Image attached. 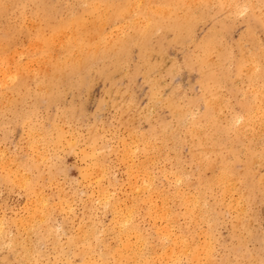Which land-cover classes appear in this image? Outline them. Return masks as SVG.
Segmentation results:
<instances>
[{
    "label": "rangeland",
    "instance_id": "obj_1",
    "mask_svg": "<svg viewBox=\"0 0 264 264\" xmlns=\"http://www.w3.org/2000/svg\"><path fill=\"white\" fill-rule=\"evenodd\" d=\"M98 1L0 0V264H80L87 246L96 262L107 257L111 264L120 228L130 244L147 243L150 256L164 226L172 233L185 226L179 196L216 174L222 157L240 178L231 179V193L214 187L206 195L207 217L197 220L202 234L193 236L209 240L216 263L264 264V0H106L121 6L111 21L105 16L114 8L103 19ZM74 18L85 24L77 27ZM148 19L154 23L142 32ZM73 31L92 44L103 36L112 47L102 42L103 56L66 71L50 89L49 65ZM256 96L258 111L249 106ZM206 101L215 127L205 125ZM252 110L251 125L242 126ZM197 133L226 138L211 153L196 144ZM253 152L260 163L245 169ZM164 206L170 218L159 217Z\"/></svg>",
    "mask_w": 264,
    "mask_h": 264
},
{
    "label": "bare ground",
    "instance_id": "obj_2",
    "mask_svg": "<svg viewBox=\"0 0 264 264\" xmlns=\"http://www.w3.org/2000/svg\"><path fill=\"white\" fill-rule=\"evenodd\" d=\"M9 1V0H8ZM95 1H97V0H95ZM127 1V0H126ZM60 2V1H59ZM142 2V1H141ZM159 2V1H158ZM254 2V1H253ZM11 3H13L12 1H11ZM42 3H44V1L42 2ZM92 4H93V2H91ZM110 3V2H109ZM169 3V2H168ZM173 3H175V1L173 2ZM181 3V2H180ZM46 4V3H45ZM118 4V3H117ZM116 4V2L114 3H111V4H108V2L106 1V0H101V1H98L97 3H96V5H95V7H94V10L96 9V10H98L99 8L102 10V12L100 11V12H97V14H98V16L99 17H104V15H106L107 14V12H108V8L110 7V8H114L113 10H112V12L111 13H109V14H107L106 16H105V18L109 21H111V20H114V19H116V16H117V13L119 12V10H117V8L116 7H118V6H120V5H117ZM211 4V3H210ZM249 4V3H248ZM261 4V3H260ZM2 5V4H1ZM9 5V4H8ZM101 5L103 6V8L101 7ZM142 5H144V4H142ZM173 5V4H172ZM171 5V6H172ZM198 5V4H197ZM21 6V5H20ZM59 6V5H58ZM71 6V5H70ZM85 6V5H84ZM156 6H157V4H156ZM165 6H167V5H165ZM164 6V7H165ZM174 6V5H173ZM172 6V7H173ZM191 6H193V5H191ZM75 7V6H74ZM137 7V6H136ZM141 7V6H140ZM159 6H157V8H158ZM214 7V6H213ZM220 7V6H219ZM36 8V7H35ZM34 8V9H35ZM39 8V7H38ZM120 8H121V6H120ZM150 8V7H149ZM162 8V7H161ZM161 8H159V9H161ZM169 8V7H168ZM168 8H166L167 10H168ZM223 8V7H222ZM4 9V8H3ZM21 9H22V7H21ZM33 9V10H34ZM119 9V8H118ZM203 9V8H202ZM213 9V8H212ZM170 10H172V9H170ZM234 10V9H233ZM232 10V11H233ZM255 10V9H254ZM260 10V9H259ZM44 11V10H43ZM110 11V10H109ZM128 11H129V9H128ZM155 11V10H154ZM159 11V10H158ZM162 11H166V10H162ZM241 11V10H240ZM258 11V10H257ZM96 12V11H95ZM160 12V11H159ZM163 12V13H164ZM175 12V11H174ZM236 12V11H235ZM28 13V12H27ZM166 13V12H165ZM56 14V13H55ZM59 14V13H58ZM242 14V13H241ZM35 15V14H34ZM39 15H41V14H39ZM50 15V14H49ZM60 15V14H59ZM71 15V14H70ZM74 15V14H73ZM78 15V14H77ZM130 15V14H129ZM143 15V14H142ZM164 15V14H163ZM168 15V14H167ZM243 15V14H242ZM258 15V14H257ZM37 16V15H36ZM42 16H44V15H42ZM47 16V15H46ZM138 16V15H137ZM137 16H136V18H137ZM156 16V15H155ZM159 16H161V15H159ZM201 16V15H200ZM219 16V15H218ZM226 16V15H225ZM96 17H97V15H96ZM158 17V16H157ZM165 17V16H164ZM227 17V16H226ZM38 18V17H37ZM58 18V17H57ZM61 18V17H60ZM81 18V17H80ZM88 18V17H87ZM139 18V17H138ZM167 18H169V17H167ZM230 18V17H229ZM5 19V18H4ZM97 19V18H96ZM104 19V18H103ZM143 19V18H142ZM154 19V18H153ZM165 19H166V17H165ZM63 20V19H62ZM118 20V19H117ZM127 20V19H126ZM139 20V19H138ZM157 20V19H156ZM169 20V19H168ZM214 20V19H213ZM232 20V19H231ZM4 21V20H3ZM29 21V20H28ZM97 21H98V19H97ZM106 21V20H105ZM177 21V20H176ZM179 21V20H178ZM206 21V20H205ZM74 22H76V23H78V25L79 24H81L82 23V21L81 20H79V19H77V18H74ZM90 22V21H89ZM93 22V21H92ZM138 22V21H137ZM162 22V21H161ZM167 22V21H166ZM199 22H201V21H199ZM262 22H264V21H262ZM34 23V22H33ZM67 22H65V24H66ZM70 22L68 21V25H70L71 23H72V20H71V23L69 24ZM84 23V22H83ZM82 23V24H83ZM88 23V22H87ZM142 23V22H141ZM145 23V22H144ZM151 23H152V21H151V19H148L147 20V23H145V28L142 30V32H144V30L145 29H147L148 27H150V26H152L151 25ZM154 23V22H153ZM152 23V24H153ZM164 23V22H163ZM162 23V24H163ZM181 22H179V23H176L175 22V25L177 24V26H180L179 24H180ZM190 23H192V22H190ZM197 23V22H196ZM31 24V23H30ZM48 24V23H47ZM56 24H57V22H56ZM62 24V23H61ZM85 24V23H84ZM83 24V25H84ZM89 24V23H88ZM134 24V23H133ZM138 24V23H137ZM136 24V25H137ZM186 24V23H185ZM64 25V24H63ZM82 25V26H83ZM155 25V24H154ZM158 25V24H157ZM182 25V24H181ZM34 26V25H33ZM43 26V25H42ZM162 26V25H161ZM170 26V25H169ZM174 26V25H173ZM172 26V27H173ZM20 27V26H19ZM22 27V26H21ZM71 27V26H70ZM69 27V28H70ZM75 27V26H74ZM74 27H73V29H74ZM77 27H80V25L79 26H77ZM96 27H98V26H96ZM95 27V28H96ZM117 27V26H116ZM139 27V26H138ZM156 27V26H155ZM191 27V26H190ZM34 28H35V26H34ZM57 28V27H56ZM83 28V27H82ZM85 28V27H84ZM93 28V27H92ZM94 28V29H95ZM133 28H134V26H133ZM37 29V28H36ZM44 29V28H43ZM71 29H72V27H71ZM72 29V30H73ZM86 29V28H85ZM84 29V30H85ZM102 29V28H101ZM101 29H99V30H101ZM142 29V28H141ZM171 29V28H170ZM191 29V28H190ZM75 30V29H74ZM81 30L82 29H80V33H81ZM97 30V29H96ZM137 30V29H136ZM139 30V29H138ZM164 30V29H163ZM186 30V29H185ZM247 30V29H246ZM16 31V30H15ZM28 31V30H27ZM50 31H53V30H50ZM68 31V30H67ZM66 31V32H67ZM76 32L77 31H79V30H75ZM83 31V30H82ZM88 31H91L90 30V28H89V30ZM120 31V30H119ZM126 31V30H125ZM155 31V30H154ZM166 31V30H165ZM55 32V31H54ZM86 32V31H85ZM85 32H82V33H85ZM94 32V31H93ZM92 32V33H93ZM97 32V34L100 32V33H102V30L101 31H96ZM108 32V31H107ZM137 32V31H136ZM172 32V31H171ZM178 32V31H177ZM43 33V32H42ZM79 33V34H80ZM113 33V32H112ZM133 33V32H132ZM179 33V32H178ZM37 34V33H36ZM51 34V33H50ZM70 34V33H69ZM72 34V35H71ZM70 35L71 36H73L74 37V39H73V41H70V44L69 45H66V49H63V53H61L62 54V56L61 57H56L52 62L53 63H51L50 65H49V69L51 68V71H48L47 73H49L50 72V76L47 78V80H46V82H47V87L49 86V88L50 89H54V87L57 85V82H58V78H60L62 75H63V73H65L66 71H74V72H77L79 69H81V68H84L85 66L87 67V65L90 63V62H92L93 60H97L98 59V57L100 56V54H102V56H103V54L105 53V51L104 50H101L99 47L101 46L102 47V45H101V43L103 42V40L105 39H103V36H100L99 34V38H98V40H100V44H98V43H93L92 44V42L91 43H89V40L87 39V41L88 42H86V41H81V40H79V34L77 35L74 31H73V33H71ZM91 34V33H90ZM116 34H118L117 32H116ZM121 34V33H120ZM128 34H129V32H128ZM131 34V33H130ZM134 34V33H133ZM140 34H142L141 32H140ZM61 35V34H60ZM83 35V34H82ZM81 35V36H82ZM123 35V34H122ZM181 35V34H180ZM216 35H218V34H216ZM257 35V34H256ZM89 37H90V35H88ZM87 36V37H88ZM94 36H96L95 34H94ZM115 36V35H114ZM14 37V36H13ZM29 37V36H28ZM34 37H35V34H34ZM53 37V36H52ZM130 38H131V36H129ZM128 37V38H129ZM146 37V36H145ZM243 37V36H242ZM40 38V37H39ZM60 38V37H59ZM92 38H93V36H92ZM107 38V37H106ZM189 38H190V36H189ZM8 39V38H7ZM58 39V38H57ZM81 39H84V37H81ZM85 39V40H86ZM96 39V38H95ZM94 39V40H95ZM101 39H103V40H101ZM147 39V38H146ZM3 40V39H2ZM10 40H11V38H10ZM41 40H42V38H41ZM49 40H51V39H49ZM54 40V39H53ZM124 40V39H123ZM126 40V39H125ZM202 40V39H201ZM200 40V41H201ZM207 40V39H206ZM255 40H257V39H255ZM46 41V40H45ZM97 41V40H96ZM95 41V42H96ZM105 41V40H104ZM120 41V40H119ZM149 41V40H148ZM192 41V40H191ZM231 41V40H230ZM42 42H43V40H42ZM67 42V41H66ZM124 42V41H123ZM126 42V41H125ZM144 42V41H143ZM72 43V44H71ZM104 43H107V41L106 42H103V47L105 48H111V47H108L107 46V44H104ZM183 43V42H182ZM203 43V42H202ZM201 43V44H202ZM228 43V42H227ZM43 44V43H42ZM45 44H46V42H45ZM63 45L65 44V43H62ZM68 44V43H67ZM140 44V43H139ZM176 44V43H175ZM1 45H3L2 43H1ZM7 45V44H6ZM37 45V44H36ZM40 45V44H39ZM46 45H48V44H46ZM61 45V44H60ZM111 45V44H110ZM130 45V44H129ZM137 45V44H136ZM208 45V44H207ZM226 46V45H225ZM243 46V45H242ZM259 46V45H258ZM4 47V46H3ZM37 47V46H36ZM102 47V48H103ZM206 47V46H205ZM204 47V48H205ZM249 47V46H248ZM31 48V47H30ZM106 48H105V50H106ZM120 48V47H119ZM214 48V47H213ZM230 48V47H229ZM7 49V48H6ZM207 49V48H206ZM216 49V48H215ZM17 50V49H16ZM21 50V49H20ZM27 50V49H26ZM46 50V49H45ZM144 50V49H143ZM3 51V50H2ZM33 51V50H32ZM130 51V50H129ZM201 51V50H200ZM237 51V50H236ZM242 51H243V49H242ZM241 51V52H242ZM12 52V51H11ZM19 52V51H18ZM49 52V51H48ZM111 52V51H110ZM113 52H116L115 50L113 51ZM248 52V51H247ZM14 53V52H13ZM27 53V52H26ZM55 53V52H54ZM58 53V52H57ZM60 53H59V55H60ZM253 53V52H252ZM14 54H16V53H14ZM19 55H21V54H19ZM260 55V54H259ZM18 56V55H17ZM39 56V55H38ZM41 56V55H40ZM55 56V55H54ZM226 56V55H225ZM256 56H257V54H256ZM259 57V56H258ZM15 58V57H14ZM101 58V57H100ZM119 58V57H118ZM163 58V57H162ZM255 58V57H254ZM38 59V58H37ZM199 59V58H198ZM11 60V59H10ZM17 60V59H16ZM103 60V59H102ZM143 60V59H142ZM203 60V59H202ZM254 60V59H253ZM13 61H15V60H13ZM30 61V60H29ZM113 61V60H112ZM205 61V60H204ZM230 61V60H229ZM31 62V61H30ZM49 62V61H48ZM122 62V61H121ZM213 62H215V61H213ZM221 62V61H220ZM38 63V62H37ZM206 63V62H205ZM15 64V63H14ZM152 64V63H151ZM10 65V64H9ZM26 65V64H25ZM29 65V64H28ZM145 65V64H144ZM23 66V65H22ZM21 66V67H22ZM105 66V65H104ZM161 66V65H160ZM217 66V65H216ZM223 66V65H222ZM20 67V66H19ZM27 67V66H26ZM209 67V66H208ZM245 67V66H244ZM17 68V67H16ZM227 68V67H226ZM121 69V68H120ZM14 70H16V69H14ZM32 70V69H31ZM43 70V69H42ZM179 70V69H178ZM208 70V69H207ZM211 70V69H210ZM253 70V69H252ZM257 70V69H256ZM17 71H18V69H17ZM33 71V70H32ZM31 71V72H32ZM145 71V70H144ZM5 72V71H4ZM10 72V71H9ZM81 72V71H80ZM80 72H78V73H80ZM121 72V71H120ZM127 72V71H126ZM125 72V73H126ZM164 72V71H163ZM241 72V71H240ZM20 73V72H19ZM248 73V72H247ZM0 74H2V72L0 73ZM10 74V73H9ZM177 74V73H176ZM231 74V73H230ZM253 74V73H252ZM2 75H5V74H2ZM16 75H18L17 73H16ZM15 75V76H16ZM41 75V74H40ZM76 75V74H75ZM6 76V75H5ZM12 76V75H11ZM10 76V77H11ZM21 76V75H20ZM25 76V75H24ZM146 76H148V75H146ZM230 76V75H229ZM251 76V75H250ZM30 77V76H29ZM43 77H44V75H43ZM47 77V76H46ZM46 77H45V79H46ZM204 77V76H203ZM1 78H2V76H1ZM5 78V77H4ZM40 78V77H39ZM33 79V78H32ZM143 79H144V77H143ZM209 79H210V77H209ZM225 79V78H224ZM249 80H250V78H248ZM247 79V80H248ZM30 80V79H29ZM43 80V79H42ZM117 80V79H116ZM132 80V79H131ZM146 80V79H145ZM242 81H243V79H242ZM256 81V80H255ZM40 82V81H39ZM43 82V81H42ZM224 82V81H223ZM22 83V82H21ZM162 83V82H161ZM220 83V82H219ZM242 83V82H241ZM42 84V83H41ZM43 84H45V83H43ZM42 84V85H43ZM85 84V83H84ZM240 84V83H239ZM4 86V85H3ZM24 86V85H23ZM41 86V85H40ZM39 86V87H40ZM155 86V85H154ZM38 87V88H39ZM148 87V86H147ZM147 87H145V88H147ZM160 87V86H159ZM241 87V86H240ZM262 87V86H261ZM45 88V87H44ZM89 88V87H88ZM121 88V87H120ZM207 88H208V86H207ZM206 88V91H208L209 89H207ZM247 88V87H246ZM46 89V88H45ZM45 89H44V91H45ZM154 89V88H153ZM5 90V89H4ZM108 90V89H107ZM112 90V89H111ZM203 90V89H202ZM10 91V90H9ZM205 91V92H206ZM240 91V90H239ZM127 92V91H126ZM209 92H211V91H209ZM45 93V92H44ZM104 93V92H103ZM255 93V92H254ZM209 94V93H208ZM45 95V94H44ZM177 95V94H176ZM196 95V94H195ZM257 95H259V93L257 94ZM10 96V95H9ZM18 96H20V95H18ZM171 96V95H170ZM262 96H264V92H262L261 94H260V98L262 97ZM54 97V96H53ZM127 97V96H126ZM168 97V96H167ZM4 98H5V96H4ZM236 98V97H235ZM256 99H258L259 97H255ZM54 99V98H53ZM254 99V98H253ZM5 100V99H4ZM153 100V99H152ZM158 100V99H157ZM179 100V99H178ZM206 100H207V98H206ZM259 100V101H258ZM257 101L256 100H254V102L250 105L249 104V106L251 107V108H253V109H257V108H260L261 107V105H260V99H258ZM17 101V100H16ZM30 101V100H29ZM132 100H130V102H131ZM163 101V100H162ZM23 102V101H22ZM160 102V101H159ZM205 102V101H204ZM249 102V101H248ZM45 103V102H44ZM102 103V102H101ZM164 103V102H163ZM9 104V103H8ZM18 105V104H17ZM153 105V104H152ZM206 107H212L213 106V104L211 103V102H208V101H206ZM227 105V104H226ZM1 106V105H0ZM53 106V105H52ZM116 106V105H115ZM139 106V105H138ZM260 106V107H259ZM6 107V106H5ZM108 107V106H107ZM131 107V106H130ZM159 107V106H158ZM170 107V106H169ZM175 107V106H174ZM209 107V108H210ZM151 108V107H150ZM209 108H207V111L205 110V112H204V120H205V125H210L211 127H215V126H217V124L215 125V117L213 116V112H212V110H211V108L209 109ZM247 108V107H246ZM154 109V108H153ZM156 109V108H155ZM174 110H173V112H177L175 109L176 108H173ZM13 110V109H12ZM152 110V109H151ZM179 110V109H178ZM262 110H264V109H262ZM238 111V110H237ZM257 111H258V109H257ZM257 111H256V113H257ZM261 111V110H260ZM21 112V111H20ZM122 112V111H121ZM149 112V111H148ZM167 112V111H166ZM252 112H253V110L252 111H246V116H245V119L243 120V122H242V126H247V125H251L250 124V122H251V114H252ZM23 113V112H22ZM262 113V112H261ZM128 114V113H127ZM126 114V115H127ZM151 114V113H150ZM181 114V113H180ZM236 114V113H235ZM143 115V114H142ZM195 115V114H194ZM254 115V114H253ZM252 115V116H253ZM14 116V115H13ZM131 116V115H130ZM164 116V115H163ZM192 116V115H191ZM261 116V115H260ZM125 117V116H124ZM129 117V116H128ZM231 117V116H230ZM236 117V116H235ZM238 117V116H237ZM151 118V117H150ZM169 118V117H168ZM217 118V117H216ZM234 118V117H233ZM241 118V117H240ZM239 118V119H240ZM262 118H264V117H262L261 116V119ZM123 119V118H122ZM128 119V118H127ZM157 119V118H156ZM231 119V118H230ZM254 119V118H253ZM124 120H125V118H124ZM176 120V119H175ZM187 120V119H186ZM197 120V119H196ZM199 120V119H198ZM204 120H202V121H204ZM259 120V119H258ZM118 121V120H117ZM140 121V120H139ZM237 121V120H236ZM32 122V121H31ZM120 122V121H119ZM127 122H129V121H127ZM127 122H126V124H127ZM181 122V121H180ZM258 122V121H257ZM118 123V122H117ZM118 124H120V123H118ZM132 124V123H131ZM200 124H201V122H200ZM25 125V124H24ZM33 125H34V123H33ZM192 125V124H191ZM232 125V124H231ZM127 126V125H126ZM202 126H203V124H202ZM224 126V125H223ZM261 125H259V127H260ZM205 127V126H204ZM238 127V126H237ZM247 127H249V126H247ZM258 127V128H259ZM130 128V127H129ZM161 128V127H160ZM164 128V127H163ZM174 128V127H173ZM218 128V127H217ZM222 128V127H221ZM243 128V127H242ZM253 128V127H252ZM209 129H210V127H209ZM223 129V128H222ZM240 128H238V130H239ZM251 129V128H250ZM261 129H264V127H262ZM60 130V129H59ZM131 130V129H130ZM198 130V129H197ZM241 130V129H240ZM252 130V129H251ZM7 131V130H6ZM196 131V130H195ZM211 131V130H210ZM213 131V130H212ZM242 131V130H241ZM257 131H258V129H257ZM262 131H264V130H262ZM261 130L260 131H258L259 133L260 132H262ZM24 132V131H23ZM202 132V131H201ZM205 132H206V128H205ZM248 132V131H247ZM254 132V131H253ZM103 133V132H102ZM127 133V132H126ZM208 133V132H207ZM215 133V132H214ZM234 133V132H233ZM255 133H256V131H255ZM255 133H253V135L255 134ZM259 133H258V135H259ZM251 134V133H250ZM250 134L248 135V136H250ZM67 135V134H66ZM262 135H264V134H262ZM40 136V135H39ZM38 136V137H39ZM164 136H166V135H164ZM217 136V135H216ZM225 135H223L222 133H218V136H217V139L216 140H214V137L212 136V134H206V133H204V134H198L197 133V136H196V144L197 145H200V148L202 147V150H207V151H209V152H211V153H217V151H218V149H217V147L218 146H221L222 144H223V142L225 141V138L226 137H224ZM241 136H243V134L241 135ZM256 137H258L257 136V133H256V135H255ZM254 136V137H255ZM30 137V136H29ZM94 137V136H93ZM128 137V136H127ZM244 137V136H243ZM253 137V136H252ZM260 137V136H259ZM66 138V137H65ZM69 138V137H68ZM131 138V137H130ZM133 138H135L134 136H133ZM187 138V137H186ZM241 138V137H240ZM262 138H264V137H262ZM262 138H260V139H262ZM40 139V138H39ZM164 139H165V137H164ZM23 140V139H22ZM21 140V141H22ZM47 140V139H46ZM67 140H69V139H67ZM73 140H74V138H73ZM92 141V140H91ZM140 141V140H139ZM257 141V140H256ZM67 142V141H66ZM123 142H124V140H123ZM212 142H213V144H212ZM242 142H243V139H242ZM149 143V142H148ZM207 143H208V147H207ZM244 143V142H243ZM260 144V143H259ZM259 144H258V146H259ZM41 145V144H40ZM103 145H104V143H103ZM160 145V144H159ZM261 145V144H260ZM130 146V145H129ZM257 146V147H258ZM9 147V146H8ZM96 147V146H95ZM255 147V146H254ZM72 148V147H71ZM101 148H104L105 149V147L104 146H102ZM127 148H129V147H127ZM134 148V147H133ZM162 148V147H161ZM199 148V147H198ZM204 148V149H203ZM98 149H100V147H98ZM107 149V148H106ZM132 149V148H131ZM130 148H129V150H131ZM229 149V148H228ZM248 149V148H247ZM258 149V148H257ZM262 149V148H261ZM114 150H115V148H114ZM133 150V149H132ZM217 150V151H216ZM32 151V150H31ZM90 151H92V149L90 150ZM99 151H103V149L101 150H99ZM236 151V150H235ZM242 151V150H241ZM246 151H248V150H246ZM34 152V151H33ZM79 152V151H78ZM85 152V151H84ZM107 152H108V150H107ZM180 152V151H179ZM206 152V151H205ZM39 153V152H38ZM37 153V154H38ZM92 153V152H91ZM96 153H97V151H96ZM259 153V152H258ZM93 154V153H92ZM91 154V155H92ZM104 154H106L107 155V153H104ZM104 154H102V155H104ZM54 155V154H53ZM125 155H127V154H125ZM143 155V154H142ZM87 156V155H86ZM94 156H97V155H95L94 154ZM236 156V155H235ZM205 157H206V155H205ZM233 157V156H232ZM95 158H97V157H95ZM104 159V158H103ZM6 160V159H5ZM150 160V159H149ZM199 160H200V157H199ZM262 160V159H261ZM11 162V161H10ZM91 162H92V160H91ZM187 162V161H186ZM260 163V161L259 160H257V158H255V154H254V152H253V154H250V157H246V163H243L244 164V166H245V169H246V167H251L254 163ZM38 163V162H37ZM46 163V162H45ZM214 163V162H213ZM218 163H219V167H218V172L216 173V174H212L209 178H200L201 180H199V184L198 185H196V187H197V189L195 190V192L194 193H192L191 192V194H189V195H185V194H181L182 193V191H180L181 193V195L179 196V198H180V202H181V206H183V214H184V217H185V219L187 220L186 221V223H185V226H178V230H177V232H171L170 231V228L169 229H167L168 227L167 226H164L163 227V229L159 232L160 234H159V236H158V238H160V244L157 246V247H150L149 249H150V256L148 255V256H145V254L146 253H144L143 251L145 250V249H147V247H146V244L147 243H145V244H143L140 240L141 239H139V241L142 243V245L140 246V245H135V244H130V242L131 241H126L125 240V238H126V236H124L123 234H124V229L123 228H120V232H118V233H120L119 235H121L120 237V239H121V246H120V248L121 249H113V251H112V259H111V264H181V262H180V260L181 259H184V261L187 263V264H233L232 263V261L231 260H229V259H227V258H222V260L219 262V263H216V261H215V258H214V253H213V251H212V247L210 246V244H209V240H207L206 238L204 239V237L202 238V239H200V240H202V242H200V240H199V238H198V236H197V238H194V234L195 233H197V235H199V233H200V236H201V231L200 230H198V227H197V220H198V218H206L207 216V214L205 215V210H204V208H205V201H206V195L214 188V187H217L218 189H219V191H220V193H222V195H224V194H227L228 192L229 193H231V189H232V187H233V182L231 181V179H233L235 176V178H240L239 177V173L237 172H235L234 171V169H233V166L232 165H230V163L228 162V161H226V160H224V158L222 157V158H219L218 159ZM49 164H50V162H49ZM203 164V163H202ZM201 164V165H202ZM47 165V164H46ZM200 165V166H201ZM207 165V164H206ZM214 165V164H213ZM3 166V165H2ZM1 166V167H2ZM182 166V165H181ZM244 166H243V168H244ZM52 167V166H51ZM140 167V166H139ZM242 167V166H241ZM96 169H97V166L95 167ZM99 168V167H98ZM164 168V167H163ZM9 169V168H8ZM27 169V168H26ZM1 170V169H0ZM24 170V169H23ZM57 170V169H56ZM92 170V169H91ZM148 170V169H147ZM45 171V170H44ZM98 171V170H97ZM23 172V171H22ZM61 172V171H60ZM99 172H100V169H99ZM103 172V171H102ZM252 172V171H251ZM90 173V172H89ZM139 173V172H138ZM148 173V172H147ZM249 172H244V174L247 176V174H248ZM20 174V173H19ZM54 174V173H53ZM100 174H102V173H100ZM137 174V173H136ZM15 175V174H14ZM22 175V174H21ZM91 175V174H90ZM97 175V174H96ZM173 175V174H172ZM205 175V174H204ZM59 176V175H58ZM188 176V175H187ZM31 177V176H30ZM133 177V176H132ZM139 177V176H138ZM177 177V176H176ZM179 177H180V175H179ZM192 177V176H191ZM21 178V177H20ZM145 178V177H144ZM19 179V178H18ZM22 179V178H21ZM135 179V178H134ZM134 179H133V181H134ZM140 180H142V179H140ZM148 180V179H147ZM11 181H12V179H11ZM174 181H175V178H174ZM183 181V180H182ZM37 182V181H36ZM23 183V182H22ZM134 183H135V181H134ZM260 182H258V184H259ZM16 184V183H15ZM105 184V183H104ZM143 184V183H142ZM157 184V183H156ZM247 184V183H246ZM136 185V184H135ZM243 186H246V185H242L241 186V190H242V188H243ZM135 188H136V186H134ZM139 187V186H138ZM58 188V187H57ZM104 188V187H103ZM54 190V189H53ZM92 190V189H91ZM187 190V189H186ZM231 190V191H230ZM134 191V190H133ZM218 191V192H219ZM28 192V191H27ZM217 192V193H218ZM34 193V192H33ZM107 193V192H106ZM159 193V192H158ZM38 194V193H37ZM167 195V194H166ZM213 195V194H212ZM93 197V196H92ZM105 197V196H104ZM235 197V196H234ZM37 198H40V197H37ZM163 198V197H162ZM33 199V198H32ZM141 199V198H140ZM241 199V198H240ZM102 200V199H101ZM104 200V199H103ZM209 200V199H208ZM217 200V199H216ZM225 201V200H224ZM245 201H247V199H245ZM33 202V201H32ZM131 202V201H130ZM252 202V201H251ZM89 203V202H88ZM179 203V202H178ZM61 204V203H60ZM60 204H59V206H60ZM232 204V203H231ZM114 205V204H113ZM39 206V205H38ZM141 206V205H140ZM171 206V205H170ZM37 207V206H36ZM106 207V206H105ZM151 207V206H150ZM154 207V206H153ZM167 207V206H166ZM163 208V209H162ZM161 209V213L158 215L159 217H163V219L165 218L166 219V217L168 218L169 217V210H167V208H165V206L164 207H162ZM33 209V208H32ZM206 209V208H205ZM240 210L239 211H241V210H243V209H241V208H239ZM41 210V209H40ZM34 211V210H33ZM86 211V210H85ZM108 211V210H107ZM36 212V211H35ZM41 212V211H40ZM32 213V212H31ZM87 213H89V212H87ZM148 213H151V212H148ZM178 213V212H177ZM40 214V213H39ZM112 214V213H111ZM243 214H244V212H243ZM33 215V214H32ZM79 215V214H78ZM123 215V214H122ZM143 215V214H142ZM25 216V215H24ZM30 216V215H29ZM38 216H40V215H38ZM128 216V215H127ZM125 217V216H124ZM236 217V216H235ZM170 218V217H169ZM209 218V217H208ZM29 219V218H28ZM131 219V218H130ZM155 219V218H154ZM175 219V218H174ZM212 219V218H211ZM20 220V219H19ZM32 220V219H31ZM58 220V219H57ZM119 220H120V224H121V220L122 219H120L119 218ZM124 220V219H123ZM76 221V220H75ZM118 222V221H117ZM175 222H177V220L175 221ZM203 222H205V221H203ZM238 222H239V220H238ZM241 222H243V220L242 219H240V223ZM57 223V222H56ZM111 223V222H110ZM240 223H239V225H240ZM249 223H251V222H249ZM18 224H19V222H18ZM44 224V223H43ZM101 224V223H100ZM164 224V223H163ZM243 224V223H242ZM84 225V224H83ZM123 225H124V223H123ZM165 225V224H164ZM171 225V224H170ZM238 225V224H237ZM116 226V225H115ZM216 225H214V227H215ZM32 227V226H31ZM82 227V226H81ZM80 227V228H81ZM102 227V226H101ZM122 227V226H121ZM126 227V226H125ZM161 228H162V226H160ZM118 228V227H117ZM118 228V229H119ZM205 228V227H204ZM8 229V228H7ZM78 229V228H77ZM200 229V228H199ZM214 229V228H213ZM156 230V229H155ZM24 231V230H23ZM128 231H129V229H128ZM127 231V232H128ZM200 231V232H199ZM219 231H220V229H219ZM11 232V231H10ZM9 232V233H10ZM123 232V233H122ZM126 232V233H127ZM156 232V231H155ZM205 231L203 230V233H204ZM213 232V231H212ZM83 233V235L85 234L84 232H82ZM125 233V234H126ZM132 233V232H131ZM234 233H235V231H234ZM205 234V233H204ZM209 234V233H208ZM79 235V234H78ZM95 235V234H94ZM128 235V234H127ZM237 235H239V233L237 234ZM123 236L125 237V238H123ZM128 236H130V235H128ZM127 236V237H128ZM205 236H206V234H205ZM22 237V236H21ZM58 238H59V236H58ZM78 238V237H77ZM76 238V239H77ZM136 238H137V236H136ZM140 238V237H139ZM83 239H85V238H83V236H82V240ZM119 239V238H118ZM127 240H128V238H126ZM204 239V240H203ZM209 239V238H208ZM131 240V239H130ZM25 241V240H24ZM57 241V240H56ZM137 241V240H136ZM145 241H147V240H145ZM5 242V241H4ZM118 242H120V241H118ZM58 243V242H57ZM62 243V242H61ZM131 243H133V242H131ZM212 243V242H211ZM214 243V242H213ZM150 244V243H149ZM4 245V244H3ZM8 245V244H7ZM68 245V244H67ZM214 245V244H213ZM63 246V245H62ZM110 246V245H109ZM7 247V246H6ZM110 248V247H109ZM119 248V247H118ZM159 248V249H158ZM66 249H68V248H66ZM90 249V247L89 246H87L86 248H82L81 247V255H82V259H81V263L80 264H108L109 263V261H108V258L107 257H104V258H102L101 259V261H98V262H96L95 260H94V258L92 259L90 256H88V250ZM158 249V250H157ZM146 251V250H145ZM79 252V253H80ZM238 252V251H237ZM149 253V252H148ZM101 254V253H100ZM97 258H99V256L97 255ZM97 258H95V259H97ZM52 262V261H51ZM62 262V261H61ZM23 263V262H22ZM66 264H72V263H69V262H67Z\"/></svg>",
    "mask_w": 264,
    "mask_h": 264
}]
</instances>
